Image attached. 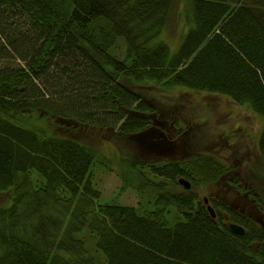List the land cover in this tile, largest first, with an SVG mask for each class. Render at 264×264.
<instances>
[{
	"label": "trees",
	"instance_id": "trees-1",
	"mask_svg": "<svg viewBox=\"0 0 264 264\" xmlns=\"http://www.w3.org/2000/svg\"><path fill=\"white\" fill-rule=\"evenodd\" d=\"M179 2L0 0V264H97L94 253L103 264H264L263 226L223 204L213 218L192 191L172 188L217 182L226 168L211 158L121 159L127 183L142 174L146 201L98 202L95 174L114 159L80 134L151 128L148 84L248 106L263 117L264 160V0H182L171 24ZM175 24L184 32L173 51L162 35ZM178 116L168 126L194 129ZM226 215L250 229L234 233Z\"/></svg>",
	"mask_w": 264,
	"mask_h": 264
},
{
	"label": "rangeland",
	"instance_id": "rangeland-1",
	"mask_svg": "<svg viewBox=\"0 0 264 264\" xmlns=\"http://www.w3.org/2000/svg\"><path fill=\"white\" fill-rule=\"evenodd\" d=\"M181 5L182 0L177 5L176 13H173V19H170L171 24L177 20ZM22 28L24 29L25 26ZM183 32L175 24L170 27L169 33L164 32L162 38L170 47L175 48L179 41L178 38L182 37L181 33ZM1 48L5 50L3 46ZM1 48L0 55L6 54L8 56L9 53ZM176 49L177 47L172 50L176 51ZM15 61L22 63L17 56ZM149 85L140 88L141 96L150 99L151 105L158 110L157 120H175L179 115L178 117L184 118L187 123L190 121L194 129L180 135L172 128L168 133L172 136L173 145L176 146L173 147L170 143L165 145L169 150L172 149L171 154L167 156L161 154L157 156V152H152L153 147L150 144H143L144 141L152 140V136L154 139H161L157 136L162 135L163 132L158 126L150 129L148 136L139 139L143 143L115 133L111 129L106 131L103 129H90L86 133H81V137L91 146L114 159L109 164L113 171L98 170L95 174L94 182H96V188L99 189L101 194L98 202L117 206H137L145 199V191L141 190L139 193L137 190L140 187L142 174L138 171L133 172L134 175L127 183L130 176L126 174V170L129 167L128 165L126 167L121 159L129 158L132 161L144 164L152 163V161L159 158L184 160L196 156L195 158L201 161L211 158L222 163L226 168V173L224 172V176H220L221 178L215 183H212V181L192 183L187 180L190 184L189 188L179 183V187H172L173 189L177 191H181V189L190 190L202 202L205 197L214 196L215 199H222V203L227 201L225 205L227 207L231 206L236 214L245 210L253 216H264V160L258 148L263 117L253 113L248 106L238 105L229 97L223 95L195 92L185 94L181 92L177 95L176 92H165L162 87ZM62 88L63 86L52 89L59 91ZM129 88L137 89L133 86ZM61 98L62 95L57 94L53 95L51 100L59 101ZM178 125L181 126V124ZM160 149L165 150V147L162 146ZM118 156L121 158H117ZM120 167L124 168L120 169ZM29 176L34 184L39 183L40 178L36 173L30 172ZM1 202L3 201L1 200ZM215 204L218 208H221L220 202ZM220 211L222 212V210ZM238 218L243 223L246 220L252 222L245 214L238 216ZM90 243L93 245V240ZM94 255L96 263L103 264V259H97L99 254L96 256L94 253ZM216 264H223V262L217 260Z\"/></svg>",
	"mask_w": 264,
	"mask_h": 264
},
{
	"label": "flooded vegetation",
	"instance_id": "flooded-vegetation-1",
	"mask_svg": "<svg viewBox=\"0 0 264 264\" xmlns=\"http://www.w3.org/2000/svg\"><path fill=\"white\" fill-rule=\"evenodd\" d=\"M168 121H165V120H160V121H156L155 122V125H157V126H159L160 127V129L162 130V132H163V134L162 135H159V136H157V137H161V139L160 138H158V139H154L153 138V136H152V142H153V149H152V152H157V155H163V156H167V155H169V154H171V152H172V149L170 148V150L168 149V148H166V146L165 145H169V143L170 144H174V141H172V139H171V137L172 136H170V133H168L169 131H171L172 130V127L171 126H168ZM156 137V138H157ZM177 143H178V141H176ZM162 146H164L165 147V150L164 149H160ZM173 147H174V145H173ZM206 200H207V202L208 203H206ZM204 202H205V204H207V205H211V206H213V204L214 203H216V202H220V204H221V206H222V204L223 205H225V204H227V201H224L223 203H222V199L221 200H219V199H215V197L213 196V197H205L204 198ZM223 207V206H222ZM226 207V209L225 210H227V211H234V210H232L231 209V206H229V207H227V206H225ZM215 210H217V211H220V209H218V208H215ZM216 212V211H215ZM247 215V217H248V219L249 220H252V222L255 224V225H260V226H263L264 227V216L263 215H260V216H253V215H251V214H248L245 210H242L240 213H238V215L239 216H242V215ZM216 217H217V214H216ZM226 217V219H227V221L229 222V223H232V222H236V220L237 219H235V218H230V216H228V215H226L225 216ZM233 219L235 220V221H233ZM237 223V222H236ZM239 224V223H238ZM240 225H242V224H240ZM244 228H246L247 226L246 225H242ZM248 228V227H247ZM246 228V229H247ZM249 229V228H248Z\"/></svg>",
	"mask_w": 264,
	"mask_h": 264
},
{
	"label": "water",
	"instance_id": "water-1",
	"mask_svg": "<svg viewBox=\"0 0 264 264\" xmlns=\"http://www.w3.org/2000/svg\"><path fill=\"white\" fill-rule=\"evenodd\" d=\"M149 131H150V130H147V131H144L143 133H140V134L136 135V138H138V139H142V138L145 137L146 135L148 136ZM141 141H142V140H141ZM142 142H143V141H142ZM144 144H146V145H147V144H152V145H153V142H152V140H151V141H148V142L144 141ZM180 183H181V184H184L186 188H189V187H190L189 182H188L187 180H185V179H181V180H180ZM208 209H209L210 213L212 214V216L215 218V217H216V213H215L213 207H212V206H209ZM230 228H231L232 231H233L234 233H236V234H244V233H245V228H244L243 226L237 224V223H231V224H230Z\"/></svg>",
	"mask_w": 264,
	"mask_h": 264
},
{
	"label": "bare ground",
	"instance_id": "bare-ground-1",
	"mask_svg": "<svg viewBox=\"0 0 264 264\" xmlns=\"http://www.w3.org/2000/svg\"><path fill=\"white\" fill-rule=\"evenodd\" d=\"M157 121V118H156V120L154 121V125H153V127L154 126H157V125H155V122ZM159 121V120H158ZM159 127V126H158ZM155 128V127H154ZM160 128V127H159ZM162 131V130H161ZM144 131H142V132H139L138 134H140V133H143ZM138 134H134V135H132V136H130V138H133V139H136V140H138L139 142H141V143H143L141 140H139L138 138H136V135H138ZM144 144V143H143ZM145 145V144H144ZM150 146L151 147H154L152 144H150ZM158 156V155H157Z\"/></svg>",
	"mask_w": 264,
	"mask_h": 264
}]
</instances>
